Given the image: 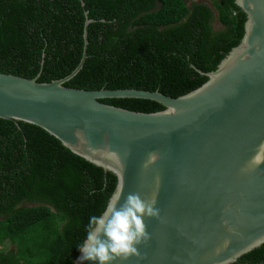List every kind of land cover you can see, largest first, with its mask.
Here are the masks:
<instances>
[{
	"label": "water",
	"instance_id": "water-1",
	"mask_svg": "<svg viewBox=\"0 0 264 264\" xmlns=\"http://www.w3.org/2000/svg\"><path fill=\"white\" fill-rule=\"evenodd\" d=\"M234 3L245 14L240 41L213 70L197 69L203 83L175 97L158 89L66 86L86 57L87 11L82 55L70 73L38 81L39 73L0 71V118L37 125L112 172L106 207L129 193L155 200L160 215L145 218L151 239L139 246L141 257L115 264H231L264 243V163H250L264 145V0ZM125 97L163 108L100 100ZM149 153L157 159L145 168ZM80 256L73 264H93Z\"/></svg>",
	"mask_w": 264,
	"mask_h": 264
},
{
	"label": "trees",
	"instance_id": "trees-1",
	"mask_svg": "<svg viewBox=\"0 0 264 264\" xmlns=\"http://www.w3.org/2000/svg\"><path fill=\"white\" fill-rule=\"evenodd\" d=\"M0 0V71L84 89H158L171 96L203 83L243 34L234 0ZM217 19L221 27L212 25ZM132 110L144 98H103ZM116 185L110 171L64 147L41 127L0 118V264H73L89 218ZM7 244L6 246H2ZM10 248L7 249V246ZM231 264H264V243Z\"/></svg>",
	"mask_w": 264,
	"mask_h": 264
},
{
	"label": "clouds",
	"instance_id": "clouds-1",
	"mask_svg": "<svg viewBox=\"0 0 264 264\" xmlns=\"http://www.w3.org/2000/svg\"><path fill=\"white\" fill-rule=\"evenodd\" d=\"M261 148L262 151L251 158V164L264 163V145ZM156 159L155 153H149L142 166L146 168ZM159 215L155 200L145 199L139 192L129 193L123 203L119 202V197L114 198L101 215L89 218L86 238L79 247L80 259L93 264H115L132 257L140 258L139 246L151 239L145 218L158 219Z\"/></svg>",
	"mask_w": 264,
	"mask_h": 264
},
{
	"label": "rangeland",
	"instance_id": "rangeland-1",
	"mask_svg": "<svg viewBox=\"0 0 264 264\" xmlns=\"http://www.w3.org/2000/svg\"><path fill=\"white\" fill-rule=\"evenodd\" d=\"M187 4L189 5L192 2H200V3H205L206 5H208L211 9H213V11L216 13L214 7L212 6L211 2L212 0H186ZM212 25L215 29H218L221 27V24L218 22V20L215 18L214 21L212 22ZM7 244H3L2 246H6ZM10 248V245L7 246V249Z\"/></svg>",
	"mask_w": 264,
	"mask_h": 264
}]
</instances>
